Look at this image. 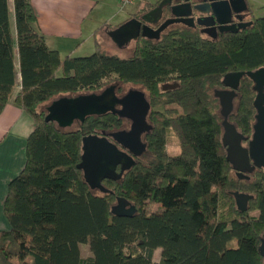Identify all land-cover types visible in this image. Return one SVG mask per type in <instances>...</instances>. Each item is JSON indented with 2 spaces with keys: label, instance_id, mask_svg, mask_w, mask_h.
<instances>
[{
  "label": "trees",
  "instance_id": "1",
  "mask_svg": "<svg viewBox=\"0 0 264 264\" xmlns=\"http://www.w3.org/2000/svg\"><path fill=\"white\" fill-rule=\"evenodd\" d=\"M13 10L16 35L9 2L0 0V114L13 100L36 126L25 167L8 186L10 228L0 232V264H264V173L252 183L232 175L212 94L225 74L264 66V16L217 41L179 28L159 40L139 38L126 58L99 44L90 55L62 58L36 28L32 0H13ZM114 79L144 85L162 111L150 155L120 181L105 182L113 193L104 194L89 187L77 166L83 137L118 129V117L89 116L68 129L45 118L52 100L100 91ZM171 79L179 88L162 96L160 85ZM250 82L242 81L236 117L243 133L251 129ZM172 130L181 146L175 156L166 149ZM243 191L256 196L241 213L232 193ZM117 197L130 200L137 214L114 216ZM87 244L91 256L84 258Z\"/></svg>",
  "mask_w": 264,
  "mask_h": 264
},
{
  "label": "water",
  "instance_id": "2",
  "mask_svg": "<svg viewBox=\"0 0 264 264\" xmlns=\"http://www.w3.org/2000/svg\"><path fill=\"white\" fill-rule=\"evenodd\" d=\"M176 0H162L154 13H162L166 7H171V13L175 16H182L181 22L188 20L194 23L193 15L197 17L196 22L199 25L212 27L213 24H220V31L236 33L252 25V22H244L250 8L246 0H203L202 3H191L185 0L186 4H176ZM189 8V13H182L181 8ZM206 7V10L203 8ZM169 9V8H168ZM192 15V18H188ZM187 17V18H185ZM145 18V17H144ZM210 19L209 22L206 20ZM234 19L239 24H234ZM168 20L158 30H154L147 24H142L138 19H131L117 29L110 32L113 41L119 45L130 44L141 37L153 38L159 37L161 32L173 21ZM216 29V28H215ZM247 76L255 83V89L258 96L254 105L258 109L257 122L254 126L253 139L249 148H243L235 143L234 138L240 140L239 134L234 125L227 123L223 135V144L227 147V160H233L236 164L241 162L250 166L252 159L258 168H264V67L249 72H232L225 75L223 84L232 90H217L215 96L220 99L221 105L226 112L232 110V101L236 96V90L240 85L241 79ZM170 84L163 86L164 89L170 87ZM120 105L121 109H117ZM150 110V104L146 100L145 94L139 90H130L123 98H119L116 93V86L106 88L99 93H86L79 95L61 96L50 102L47 106L46 122H55L61 128H71L76 120L84 122L85 119L93 115H103L113 112L120 117L131 118L134 123L130 131H118L111 135L115 142L129 149L134 156H141L145 152V146L141 142L143 132L152 127L146 122L147 114ZM142 121V122H141ZM81 162L77 166L83 172L85 182L89 187L101 193H109L103 181L106 179L119 180L123 173L133 167L136 161L129 154L121 151L107 135L90 134L83 137L82 140ZM122 166L121 172L117 173V167ZM246 166H238L237 175L241 178L249 177L244 173ZM236 205L241 213L248 211V204L254 196L233 192ZM136 206L124 197H118L116 203L112 206L111 213L117 217H134L137 214ZM260 253L264 258V238L260 245Z\"/></svg>",
  "mask_w": 264,
  "mask_h": 264
},
{
  "label": "crops",
  "instance_id": "3",
  "mask_svg": "<svg viewBox=\"0 0 264 264\" xmlns=\"http://www.w3.org/2000/svg\"><path fill=\"white\" fill-rule=\"evenodd\" d=\"M119 1L32 0L38 17L35 25L46 37L47 45L57 50L62 58L82 56L86 52L95 51L97 44L102 45L103 37L113 41L110 32L125 22L138 17L139 14H153V8L162 0H137L135 4L125 9L120 7ZM246 2L250 8L248 20L257 17L255 15L257 5L264 8V0H246ZM159 18L162 20L161 13L156 20ZM13 34L16 35V30ZM134 46L135 41L133 48ZM16 65L19 67L18 57ZM20 88L21 76L18 74L14 97ZM35 126L34 120L13 100L0 114V232L10 228L4 212V202L10 182L25 167L27 140Z\"/></svg>",
  "mask_w": 264,
  "mask_h": 264
},
{
  "label": "flooded vegetation",
  "instance_id": "4",
  "mask_svg": "<svg viewBox=\"0 0 264 264\" xmlns=\"http://www.w3.org/2000/svg\"><path fill=\"white\" fill-rule=\"evenodd\" d=\"M176 1H177V3H174L175 6H176V4H186L185 3V0H176ZM190 1L193 4H195V3H202L203 2V0H189V2ZM160 2L153 8V14H150V15H147V14L140 15L139 14L138 17L136 16V18H133V19H138V20L142 21V24L143 25L144 24H147L148 26L152 27L154 30H158L168 20H171L172 21V20H179L181 18H184L182 16H175L174 14L171 13V10H170L171 7H166L165 9H163V11L161 13L162 20H161V18H159L158 20H156L157 16H160V13L158 15V13H154V10L158 7V5L160 4ZM203 9L206 10V7H204ZM180 11L182 13H189L190 12L189 8H187V7L181 8ZM163 14H165V15H163ZM195 15L196 14L194 13V15H193V18L195 20L194 23L192 21H190V20H188L187 22H181L180 20L179 21H173V23L171 22V24H169L161 32V35L159 37H156L155 36L153 38H147V37H145V38L150 39V40H159L165 32H168V31H171V30H174V29H179L180 26H181L182 29H187V30H190V31L192 30V31L198 33L203 39L210 40V41H217V40H219L220 36H222L223 34L233 33V32L220 31V29H219L220 24H218V23L213 24L212 27H206V26L199 25L196 22V19H197V17L200 16V14L197 17ZM163 16H164V19H163ZM185 18H187V17H185ZM188 18H192V15H190ZM209 20L210 19L206 20V22L211 23ZM244 22H252V21L248 20V16H245ZM233 23L234 24H239L240 22L238 20L234 19V22ZM241 31L242 30H240L238 32H241ZM238 32H236V33H238ZM115 44H117V43L115 42ZM117 46L119 48H122V47H127L128 44L127 43H124L123 45L122 44L121 45L117 44ZM260 68H262V67H260ZM260 68H257V69H254V70H250V71H256V70H258ZM239 72H244V71H239ZM245 72H249V71H245ZM229 73H232V72H229ZM225 75L222 77L220 85H218L217 87L213 88V96H214V98L216 100V104H218V106L220 108L218 118H219L220 125H221V127L223 129V132H222V143H223V135L225 133V125L227 123H230V124L234 125V127L237 130V132L242 135L241 140L238 137H235L234 138L235 143L237 145H240L241 144V146L243 148H246L247 149V148H249L250 142L253 139L254 126H255V124L257 122L258 109L254 105V102H255V100H256V98L258 96V91L255 89V83L253 82V80L250 79V81H251L250 82V90H251V93H252V96H253L251 129H250V132L249 133H243V131L241 130L240 126L237 123V118L236 117L238 116V111H239L240 106H241V100L243 99V84H242V81L247 76H244L241 79L240 85H239V87L236 90V93L237 94H236L235 98L232 101V110L230 112H226V110L224 109V107L221 105L220 99L215 96V92L217 90H232L231 88H229V87H227V86H225L223 84V80H224ZM166 84H170L171 86L170 87H167L166 89H164L163 86L166 85ZM179 86H180V84H179V82L176 79H171V80H169V81H167L165 83H162L160 85L159 93L163 96V95H165V94H167V93H169V92H171L173 90L178 89ZM132 89L135 90V88H132ZM136 90H139V91L143 92L145 94L146 100L150 104V110H149V112L147 114L146 122L152 128L150 130H147V131L143 132L142 135H141V142L145 146V149H146L145 152L141 156L136 157V156H134V153H132V152L129 151V149L124 148L122 145H120L119 143L115 142V140L111 137V135L113 133L118 132V131H127V132L130 131L131 128H132V125L134 123V121L131 118L120 117L119 115H117V114H115L113 112H108V113H112V114H114V115H116L118 117V120L121 122V126L118 129H113V130H109V131H106V132L102 131L98 135H100V136L107 135V137L113 143H115L117 145V147L121 151H123V152L129 154L130 156H132L133 159L136 161V164H137L138 162H140V160H143L145 158V156L150 155V153H149L150 152L149 147H150L151 135L154 132V124H155L154 121H155V118L158 117V113L157 112H160L162 110H161V106L160 105L158 107H156L154 105V103H153L154 101H153V98L151 96V93L148 91V89L144 85L141 86V89H136ZM117 91H118L117 95H118L119 98H123L124 95H126L128 93L127 92V93L122 94V91L120 89L119 90L117 89ZM163 99H166V97L164 96ZM170 105H175V107H177V105L174 104V103H170ZM117 109H121V106L118 105L117 106ZM231 119H233V121H231ZM223 147L225 149L226 159H227V155H228L227 154V147H225L224 144H223ZM166 149H167V152H168V143H167ZM228 162L230 163V166H231L232 170L234 171L236 177L239 180H241V181H245V182H248V183H252L253 182V179L255 178L256 175H259L261 173H264V168H258L255 165V163H254V161L252 159H250V166H246V164H244L242 162L240 164H236L233 160L228 161ZM236 165H238V166H246V169H245L244 173L249 177V179H247V178H241V177H239L237 175V170L235 168ZM133 167H131L130 169L126 170L123 173V176H124L125 173H127L128 171H130ZM121 169H122V166H118L117 167V173H120L121 172ZM123 176H122V178H123ZM121 179H119V180L106 179V180L103 181V184L105 186V182L120 181ZM108 190H110V189H108ZM110 193H113V192L111 191V192L106 193V194H110ZM240 193H245V194L252 195V196H254L253 199L256 196V194H252V193H248V192H244V191L243 192H240ZM253 199H251V200H253ZM248 207H249V204H248ZM256 212H257V215H258L259 212L258 211H256ZM263 238H264V231L262 232V234L260 236V245L262 243V239Z\"/></svg>",
  "mask_w": 264,
  "mask_h": 264
},
{
  "label": "rangeland",
  "instance_id": "5",
  "mask_svg": "<svg viewBox=\"0 0 264 264\" xmlns=\"http://www.w3.org/2000/svg\"><path fill=\"white\" fill-rule=\"evenodd\" d=\"M8 2H9V7H10V23H11V27L14 31L15 30V17H14V10H13V0H8ZM137 4H139V2ZM130 6H132V5H130ZM130 6H128V7H130ZM255 12H256L255 15L257 17H263L264 16V8L263 7H260L257 5ZM102 40H103V44L100 46L102 47L103 50H105L106 52H108L110 54H117L123 58L129 57L132 54L133 41L127 47L119 48L117 46V44H115L111 39H109L107 37H103ZM93 52H95V51H93ZM93 52H86V54H82V56L90 55ZM111 86H116V93H118L117 89L118 90L120 89L122 91V94H124V93L129 92V90H132V88L141 89L142 84L131 83V82L124 83V82H121L117 79H114V80L107 82L100 91L91 92V93L102 92L103 90H105L106 88H109ZM212 94H213V89H212ZM170 106L175 107V105H170ZM216 111H217V114L219 115L220 108H219L218 104H216ZM231 121H233V119H231ZM180 151H181V146H180L179 138L176 135L175 131L172 130L169 133L168 154L170 156H175V155L179 154ZM231 173H232V175H235L234 171H232ZM97 192H99V191H97ZM256 215H257V212L255 210L250 211V216H256ZM81 249H82L81 250L82 256L84 258L91 256V252H90L88 244L83 245L81 247ZM160 259H161V249H157L155 251V254H154V262L159 263Z\"/></svg>",
  "mask_w": 264,
  "mask_h": 264
},
{
  "label": "built area",
  "instance_id": "6",
  "mask_svg": "<svg viewBox=\"0 0 264 264\" xmlns=\"http://www.w3.org/2000/svg\"><path fill=\"white\" fill-rule=\"evenodd\" d=\"M137 0H120L119 4L122 9L127 8L128 6L134 4Z\"/></svg>",
  "mask_w": 264,
  "mask_h": 264
}]
</instances>
